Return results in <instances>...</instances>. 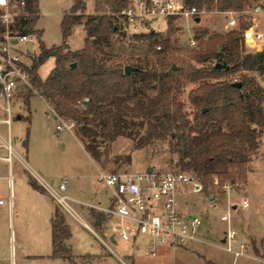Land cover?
<instances>
[{
  "label": "rangeland",
  "instance_id": "374dc122",
  "mask_svg": "<svg viewBox=\"0 0 264 264\" xmlns=\"http://www.w3.org/2000/svg\"><path fill=\"white\" fill-rule=\"evenodd\" d=\"M95 1L84 0L86 12L94 13ZM72 4L73 0H38L39 18L35 24V29L42 32L40 40L46 47L58 46L62 43L61 19L70 10ZM256 5L264 6V0H248L242 8L235 10L218 11L215 8H210L200 14V22L187 20L186 23V20L172 19L170 31L167 30L168 18H160L151 22V27L155 28L156 32H159L163 37L166 35L170 37L173 56L168 57L164 64L174 60L176 68L182 66V60L195 67H212L215 62L224 63L223 58H210L202 63L195 62L191 58V53L200 50L199 40L196 39L195 34L206 31L207 34L203 36L205 39L208 35H223L234 29L240 30L242 25L246 27V30L252 28V30L263 34L262 40L256 41L253 47L244 42L242 53L264 49V16L260 12L253 11ZM232 18L236 20V24L224 29L223 24ZM244 31L245 29L243 33ZM126 33L127 38L121 41H113L112 46L108 49L117 56L112 61L133 66L157 67L158 61L155 53L157 48H151L146 40L136 41L130 37V33ZM191 35L196 39V44L189 47L188 40ZM67 43L75 50L84 46L82 25H77L74 28L67 38ZM216 46L221 48L218 46V42L213 44V47ZM18 48L27 53L30 58L39 53L37 38L33 42L20 43ZM221 53L222 49L219 51V54ZM100 56L101 54L97 53V57ZM53 64L54 58H47L37 69L39 77L45 79L53 68ZM242 74L253 78L262 87L261 105L264 108V73L242 71L229 78L239 80ZM197 84L181 79L178 86L179 92H175L177 100L183 103L182 110L189 120L193 117L195 107L188 99V93ZM148 93L153 95L155 91ZM13 108L15 114L10 124V142L14 149H18L24 161L19 160L16 155H13L10 161L0 159V200L5 202L0 205L1 254L8 259L9 264H11V257L16 264H61V260L50 257L49 219L52 216V211H54L52 203L55 207L58 205L48 191L45 192L46 196L32 189L27 181L28 174L31 173L30 176L38 184L45 186L49 184L60 193L67 194L68 186L73 185L78 190L80 188L85 189L86 186L97 187L102 195L106 192V188L97 179L99 171H141L148 167H155L161 171L179 170L177 154L170 151L168 140L157 141L153 145L132 149L136 138L118 136L107 145L106 149H103L102 163H95L84 148L80 138L75 134L77 141L72 135L71 131L74 132L75 130L74 123L65 119L66 122L73 124L71 130L66 128L58 130L56 126L61 122L38 95L29 94L28 103H25V97L15 100ZM16 112L24 114L22 119L15 118ZM1 113L0 109V118L3 117ZM142 130L140 129V132ZM0 134L2 138L7 139V126L4 123H0ZM259 137L258 151L250 157L246 164L245 179L238 176L236 171L231 172L235 181L241 185L240 189L223 194L221 189L213 184V179L217 178L222 184L230 178L222 179L213 175L211 184L206 191L203 184L196 178V181L202 185L203 191L197 194L189 192L186 195L178 196L177 204L181 210L202 216L205 223L203 231H206L202 235L203 241L183 248L164 250L163 253L153 259L144 255L142 249L133 250L116 239V243H109L118 256L126 264H257L253 257L234 259L221 244V238L227 226L226 222L222 221L221 215L226 212L227 200L238 202L241 197H244L248 200L249 205L245 209L232 210V224L240 232L239 239L249 242L252 247L251 254L259 258L261 264H264V127L260 128ZM2 141L0 138V143ZM21 146L26 153L28 152L27 156L21 150ZM0 153L7 155L6 150L4 152L0 149ZM127 154L130 156V161L124 158ZM94 163L99 167L97 172ZM29 166L35 172L31 171ZM18 169L22 170L27 178L24 174L20 179L16 175H11ZM187 172L193 174L190 171ZM72 174L74 176H71ZM63 175H68L66 178L68 182L66 189L60 190L58 186ZM10 183L15 201L14 211L19 210L20 213L17 215L15 212H11L7 217V200H9L11 192ZM207 191L214 193L216 198L209 199L204 194ZM69 203L80 219L93 227L102 238L108 239L94 224L89 208L81 205L82 208L80 209L72 201ZM213 203H215V207H212ZM59 210L70 229L71 235L67 243L72 254L79 257L86 255L84 258L74 259L76 264H122L101 240L85 227L79 218L70 212H64L60 208ZM7 237H9L8 242Z\"/></svg>",
  "mask_w": 264,
  "mask_h": 264
},
{
  "label": "trees",
  "instance_id": "16d2710c",
  "mask_svg": "<svg viewBox=\"0 0 264 264\" xmlns=\"http://www.w3.org/2000/svg\"><path fill=\"white\" fill-rule=\"evenodd\" d=\"M24 1L29 16L19 18L16 27L21 33L34 31L39 47L37 56L31 57L30 81L58 117L74 123L75 134L95 162L102 163L103 149L118 136L136 138L132 149L168 140L170 151L177 154L179 170L192 172L205 191L213 175L235 181L231 172L236 171L245 179L246 164L259 146L260 128L264 127L263 89L246 74L239 80L229 77L242 71L264 73V49L242 53L244 25L240 30L208 35L205 39L206 31L195 34L200 50L192 52L191 58L197 63L223 58L228 69L214 65L195 67L185 60L176 68L174 60L164 64L173 56L170 37L149 31L130 37L148 41L151 48L160 46L155 50L158 66L131 65L136 69L125 73L124 67L130 64L112 61L117 56L108 49L113 41L127 38L115 13L128 0H96L94 13H86L84 0H73L61 19L62 43L51 47L44 45L40 40L42 32L35 29L38 0ZM185 1L198 9L227 11L242 8L248 0ZM172 19H168V31ZM77 25L85 31L84 46L71 50L67 38ZM217 42L221 54L217 53V46L213 47ZM97 53L101 56L97 57ZM49 57L54 58V66L41 79L37 69ZM71 63L75 65L71 67ZM181 79L198 83L188 93L195 107L191 120L175 93L179 92ZM149 91L155 93L149 95ZM124 158L130 161L128 154ZM28 182L34 189L46 192L30 174ZM91 214L94 224L100 227L102 215L93 210ZM50 227V257L60 259L62 264H76L67 243L70 229L59 207H54Z\"/></svg>",
  "mask_w": 264,
  "mask_h": 264
},
{
  "label": "built area",
  "instance_id": "2783aa9c",
  "mask_svg": "<svg viewBox=\"0 0 264 264\" xmlns=\"http://www.w3.org/2000/svg\"><path fill=\"white\" fill-rule=\"evenodd\" d=\"M205 10H207L205 7L198 9L194 5L187 4L185 0H128L127 4L115 15L124 31L130 34H140L157 31L151 27V22L160 18L172 17L195 22L194 19L200 17ZM260 10L261 5L253 8L254 12ZM28 16L24 0H0V109L3 115L0 123L6 124L8 132L7 139L2 138L1 135L0 138L3 140L1 145L7 151L4 157L7 161L15 155L10 142V124L15 114L13 102L31 93L42 98L40 92L30 81L31 58L18 48L20 43L33 42L37 38L34 31L21 33L16 27L19 18L26 19ZM235 24V19H229L224 28L228 29ZM248 32L250 42L246 40ZM262 37V33L252 28L243 33L244 42L250 45L262 40ZM195 44L196 39L191 35L188 46L192 47ZM156 48L159 49L160 46ZM49 109L61 122L56 126L58 130L71 129L73 125L71 122L58 117L50 106ZM97 179L106 188L105 204L74 200L68 194L58 192L49 184L42 186L52 195L58 207L64 212H70L75 217H79L69 203L74 201L89 208L90 212L93 210L100 213L102 220L98 228L108 238L107 240L98 235L97 231L86 222L84 225L122 264L126 263L110 245V243H116V239L133 250L142 249L144 255L153 259L158 256L159 250L163 247L183 248L203 241L202 235L206 231H203L205 223L202 216L184 212L177 204L179 195H186L189 192L197 194L203 191L202 185L196 181L194 174L182 170L161 171L151 167L150 171L147 169L99 171ZM213 184L220 188L223 194L240 189L241 186L232 180L220 184L217 178L213 179ZM66 185L67 179L62 178L58 187L60 190H65ZM204 194L207 197L211 196V199L216 198L214 193L207 191ZM0 203L5 202L0 200ZM7 205L11 206L10 200H7ZM215 206L213 203L212 207ZM247 207L248 201L244 197H241L238 202L227 203L226 212L221 215L222 221L227 224L221 244L234 259L253 257L257 264H261L259 258L251 254L250 243L240 240L239 230L230 225L232 210ZM11 264H16L13 259H11Z\"/></svg>",
  "mask_w": 264,
  "mask_h": 264
},
{
  "label": "crops",
  "instance_id": "0c3cea01",
  "mask_svg": "<svg viewBox=\"0 0 264 264\" xmlns=\"http://www.w3.org/2000/svg\"><path fill=\"white\" fill-rule=\"evenodd\" d=\"M263 16H264V6H261V10L259 11ZM259 12H256V13H259ZM86 13H92V12H86ZM200 20H201V18H200ZM200 20H199V22H200ZM186 23H187V21H186ZM226 23H224L223 24V27H224V25H225ZM83 28V27H82ZM225 29V28H224ZM254 31H256V30H254ZM256 32H258V31H256ZM261 33V32H260ZM84 37H85V31H84ZM263 38V37H262ZM247 44V43H246ZM248 46H250V47H253L254 45H250V44H247ZM81 48V47H80ZM69 49H71V50H75V49H72L70 46H69ZM54 65V64H53ZM41 78V77H40ZM41 79H43V78H41ZM44 100V99H43ZM45 101V100H44ZM45 103L47 104V106L49 107V104L45 101ZM19 115V118H17V116ZM23 115L24 114H22V113H17L16 112V115H15V118L16 119H22V117H23ZM71 130V129H70ZM72 132V135L74 136V138L77 140V136L75 135V133L73 132V131H71ZM1 135V134H0ZM78 141V140H77ZM2 143V142H1ZM1 143H0V149H2L4 152H5V149L3 148V146L1 145ZM22 144V143H21ZM24 144V143H23ZM13 150H14V153H15V155L19 158V160H21V161H24L23 160V158L21 157V155L19 154V151H18V149H14L13 148ZM21 150H23V152L24 153H26V151H25V149L23 148V146H21ZM258 151V148H257V150H256V152ZM28 155V152L26 153V156ZM252 155H255V153H253ZM251 155V156H252ZM6 155L5 154H1L0 153V159L1 160H5L4 159V157H5ZM250 156V157H251ZM250 157H249V159H250ZM249 159H248V161H249ZM93 160V159H92ZM94 161V160H93ZM95 162V161H94ZM96 163V162H95ZM93 164V165H95V169H97L96 170V172L99 170L98 168V166H97V164ZM248 163V162H247ZM18 168H19V166H17ZM31 167L29 166V169H30ZM9 169H10V167H9ZM31 171H33V172H35L32 168H31ZM23 174H24V172L22 171V170H20V169H18L16 172L14 171L13 172V174H11L12 176L14 175H16V176H18L19 177V179L20 178H22V176H23ZM31 174V173H30ZM92 176H93V174H91ZM24 176H25V174H24ZM68 175H63V177L62 178H68L67 177ZM71 176H74L73 174L71 175ZM26 178H27V176H25ZM40 177V176H39ZM76 177H78V176H76ZM42 179V181H44L43 180V178H41ZM27 180V179H26ZM28 181V180H27ZM68 182V181H67ZM28 183V182H27ZM32 187V186H31ZM68 188H69V191H68V195L72 198V199H74V200H78V201H84V202H93V203H97V204H105L106 203V192H104V193H102V195H101V192L99 191V189L97 188V187H85V189H82V188H80L79 190L78 189H75V187L72 185V186H68ZM32 189L34 190V191H37V192H40L41 194H44V195H46L47 196V194H45V193H43V192H41V191H39V190H36V189H34L33 187H32ZM10 196H9V200H10V202H11V206L10 207H8L7 208V210H6V215H7V217L10 215V213L11 212H15L17 215H19V213H20V211L19 210H17V211H14V208H15V201H14V199H13V192H12V186H11V183H10ZM13 195V196H12ZM179 196H183V195H179ZM19 197H20V195H19ZM49 197V196H48ZM22 198V197H21ZM208 198L209 199H211V197L210 196H208ZM241 199V198H240ZM19 201H21L20 200V198H19ZM240 201V200H239ZM248 201V200H247ZM228 202H233L232 200H227V203ZM51 203H52V201H51ZM4 203H0V205H3ZM73 204L75 205V206H77L78 208H82V206H81V204H79L78 202H74L73 201ZM248 205H249V203H248ZM52 206H53V210H54V204L52 203ZM53 212V211H52ZM51 218V217H50ZM79 219H80V217H78ZM7 219V218H6ZM81 220V222L84 224V221L82 220V219H80ZM49 221H50V219H49ZM230 225H231V227L232 228H234V229H237L235 226H234V224H232V220L230 221ZM227 227V226H226ZM226 229V228H225ZM50 234H51V227H50ZM9 239V237H7V242L9 241L8 240ZM260 243V242H259ZM1 247H2V245H1V242H0V264H9V261H8V259L5 257L4 258V255H2L1 254ZM177 248H181V247H177ZM22 249V248H21ZM170 249H172V248H168V247H163V248H161L160 250H159V254L158 255H160L161 253H163V251L165 250H170ZM12 250V249H11ZM12 253V252H11ZM13 254V253H12ZM74 255V254H73ZM75 256V259H77V258H79V256H76V255H74ZM83 256V255H82ZM86 256V255H85ZM89 256V255H88ZM11 259H12V257H11ZM60 260V259H59ZM6 261V262H5ZM61 264H62V261H61Z\"/></svg>",
  "mask_w": 264,
  "mask_h": 264
},
{
  "label": "water",
  "instance_id": "95a60500",
  "mask_svg": "<svg viewBox=\"0 0 264 264\" xmlns=\"http://www.w3.org/2000/svg\"><path fill=\"white\" fill-rule=\"evenodd\" d=\"M199 20H200V17H196V18L194 19L195 22H199ZM246 40H247V42H250V41H251V40H250V33H249V32H248L247 35H246ZM219 51H220V48H217V53H219ZM74 65H75L74 63H71L70 66L72 67V66H74ZM214 67H216V68H224V69H228V66H227V65H225L224 63H220V62H215V63H214ZM173 68H175V65H173ZM135 69H136V68L133 67V66H131V65H126V66L124 67V71H125V73H130L131 71H133V70H135ZM202 110L205 111L206 108H203ZM17 118H19V115L17 116ZM147 170L150 171V170H151V167H148ZM210 197H211V196H210Z\"/></svg>",
  "mask_w": 264,
  "mask_h": 264
}]
</instances>
